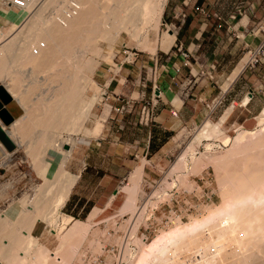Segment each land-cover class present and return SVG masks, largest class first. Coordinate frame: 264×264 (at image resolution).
Wrapping results in <instances>:
<instances>
[{
  "label": "bare ground",
  "instance_id": "bare-ground-1",
  "mask_svg": "<svg viewBox=\"0 0 264 264\" xmlns=\"http://www.w3.org/2000/svg\"><path fill=\"white\" fill-rule=\"evenodd\" d=\"M9 1L13 11L1 9L0 16L12 22V25L7 24L9 27L5 25L6 30L0 29V43L5 37L9 39L6 47L0 50H6L5 56L0 54V58L6 57L0 68L8 72L1 76L7 81L8 92L21 101L28 115L25 113L27 116L7 127L11 128L8 131L11 134L6 133L16 148L9 152L1 142L0 146L9 157L20 149L35 165L36 175L43 184L31 203L19 201L0 216V264H61L65 263L66 254L78 251L80 246L75 240L76 246L74 238L78 240L77 233L80 234L84 223L61 213L80 178L65 168L76 139L54 138V135L61 131L82 132L83 122L90 118L94 106L102 99L87 94L94 84L92 75L97 69L95 57L100 54L101 41L110 44L116 32L125 31L142 41L139 42L140 49L156 54L157 30L168 0ZM49 8H53L52 12ZM247 22L245 19L243 24ZM49 48L53 50V57ZM244 58L239 74L250 61V55L246 54ZM27 65L30 66L26 68L42 65L44 75L51 76L48 81L57 83L47 97L34 98L39 87L32 85L36 73L26 74L30 80L20 75L21 68ZM12 66H21L20 71L14 70L13 74ZM117 82V79H111L109 85ZM257 122L256 130H237L239 134L224 155L210 158L228 168L219 181L224 197L222 205L205 208L200 218L189 217L187 221H181L175 231L158 236L144 252L141 264H264V141L260 139L264 134V109L257 116ZM101 126L95 124L89 135L100 132ZM2 127L6 131L7 128ZM221 136L220 127L206 121L194 141ZM193 143L179 157L173 170H183L187 159L194 160ZM212 146L215 145L207 144L208 149ZM52 149L61 157L48 178L51 163L44 157ZM144 165L142 161L131 172V183L121 189L128 194L121 211L134 205ZM40 223L44 224L45 234L56 240L54 250L38 246L39 239L33 235V230Z\"/></svg>",
  "mask_w": 264,
  "mask_h": 264
},
{
  "label": "rangeland",
  "instance_id": "rangeland-1",
  "mask_svg": "<svg viewBox=\"0 0 264 264\" xmlns=\"http://www.w3.org/2000/svg\"><path fill=\"white\" fill-rule=\"evenodd\" d=\"M178 2L179 0H168L165 6L157 30L158 45L155 55L140 49L139 42L142 41L132 38L125 31L116 32V37L110 44L105 41L99 43L101 51L95 57L97 69L92 75L94 84L90 86L87 94L89 96L95 94L101 96L102 99L94 106L90 118L83 122L82 132L71 134L61 131L54 135V138L62 137L63 139L77 140H75L76 145L73 148L71 159L66 164V171L74 175H78L81 170L83 171L88 164L89 148L96 146V141L103 130L104 121L111 116L140 115L142 99L152 94V87L156 82L154 79H156L158 72V61H162L164 54L169 53L174 45L176 32L181 23L180 20H182V14L177 18L175 17L174 7ZM8 3L10 4L11 1L0 0V6H6L5 4ZM52 10L53 8H49V11L52 12ZM1 26L3 25L1 24ZM4 28L7 29V27ZM244 35L254 37V34L249 32ZM51 49L48 51L53 57V50ZM129 54H131L132 59H136L135 62L125 65L120 71L118 69L120 62L124 61ZM28 66L30 65L25 66L24 69L21 66H12L11 69L20 71L21 68L22 74L20 73V75L25 76L26 79L28 77V80L30 79L29 74L26 75L27 73H36V76L33 75L36 81L32 85L39 86L40 89L38 87L34 98L47 97V94L52 92L57 83L48 81L50 75H44L45 69H41L42 65L26 68ZM35 68L38 70L40 68L39 71H42H36ZM25 78L23 79L26 81ZM111 79H117L118 82L115 85H109ZM49 90L51 91L49 92ZM126 102L130 104L126 106L123 114L118 113L116 109L121 108ZM215 117H208L206 121L215 124L217 123ZM206 121L182 126L170 142L172 148L170 153L162 160L156 161L149 155L141 156L140 160H137L138 164L136 165L138 166L142 161L145 163L144 174L134 195L136 198H134V205L129 209L121 211L128 197V194L121 189L131 183L129 181L131 172L127 174L124 180H121L118 195L114 196V201L111 198V203L107 204L106 209L101 211L95 208L89 216L85 217L84 214H80V217H74L63 207L61 209L62 214L83 222L85 227L83 224L79 230L80 234L77 233L79 241L76 237L74 238V243L76 240L80 246L78 251L76 253L72 249H70L71 253L70 250L64 251L65 254L67 252L70 254L65 255V263L62 262L61 264H141L144 252L148 251L158 236L171 230L175 231L179 227L177 225L181 221H187L189 217L200 218L205 208L221 206L224 197L220 182L225 169L228 168H225L224 163L214 162L210 158H218L224 155L232 146L233 139L239 132L235 130V132L226 133L223 129L224 134L220 138L194 141L198 131ZM95 124L102 125L101 131L89 135V131L93 130ZM239 131L241 130L239 129ZM250 135L248 134V136ZM260 139L264 141V134ZM192 142H194L196 153L194 160L187 159L185 166L183 165L185 167L183 170L182 168L173 170V166L178 163L179 157ZM207 144H214L215 146L208 149ZM66 149L68 150L69 147ZM60 157V154L53 149L44 157L51 163V170L47 173L48 178H51L56 167L55 164L58 163ZM24 158L25 156L20 149L12 157H7L6 151L4 155H0V160L6 159L2 163L3 166L0 167V216L19 201L27 200V203H31L43 184L42 179L36 175L35 165L33 166L32 162ZM95 183L94 180L90 182L91 185ZM86 195L91 197L92 191L88 190ZM207 195H212L213 204L207 205ZM187 209L190 212L186 211ZM72 224L73 222L67 228H70ZM37 227L33 230V235L39 239L38 246H44L50 251L54 250L57 244L56 240L53 236L45 234L44 224L40 223ZM77 244L76 246H78Z\"/></svg>",
  "mask_w": 264,
  "mask_h": 264
},
{
  "label": "crops",
  "instance_id": "crops-1",
  "mask_svg": "<svg viewBox=\"0 0 264 264\" xmlns=\"http://www.w3.org/2000/svg\"><path fill=\"white\" fill-rule=\"evenodd\" d=\"M239 4L241 13L236 12ZM5 5L0 6V16L1 9L13 11L10 4ZM196 8L205 10L209 17H203ZM174 10L176 18L184 14L185 19L180 20L171 51L163 53L162 61H158L154 80L161 96L154 118L146 126L140 125V115L111 116L104 121L96 146L89 148L88 164L79 172L80 178L64 206L74 217L89 216L95 208L106 209L121 180L138 166L137 160L145 155L156 161L165 158L172 149L173 136L184 125L202 123L209 115L216 116V124L226 133L253 131L256 127L257 116L264 109V59L254 68L239 71L243 56L255 50L263 37L257 31L264 27V0H179ZM234 14L236 19L232 20ZM245 19L248 22L243 24ZM5 20L0 18V28L12 25L11 19ZM247 32L254 37L244 35ZM5 38L0 50L8 44ZM4 51L0 54L5 56ZM1 61L0 67L4 65ZM10 71L14 74L17 70ZM0 72L1 79L8 74L1 68ZM1 79L0 86H6V79ZM5 89L8 92L7 86ZM10 96L12 101L4 108L16 122L26 111L19 99ZM220 99L222 105L210 114L206 104ZM171 111H177L178 117L174 118ZM10 129H6L8 134ZM4 154L0 146V155ZM91 180L96 183L91 185ZM88 190L91 197L86 195Z\"/></svg>",
  "mask_w": 264,
  "mask_h": 264
},
{
  "label": "built area",
  "instance_id": "built-area-1",
  "mask_svg": "<svg viewBox=\"0 0 264 264\" xmlns=\"http://www.w3.org/2000/svg\"><path fill=\"white\" fill-rule=\"evenodd\" d=\"M20 4V3H18ZM242 4H239V6H237L236 8V12L238 13H241L242 10ZM196 11L199 12L203 17H209L208 13L203 10V9H199V8H196ZM182 19L184 20L185 19V15L182 14ZM216 18H218V16H215ZM231 19L234 20L236 19V15L234 14L233 16H231ZM258 33H262L263 34V37L262 39L260 40L259 42V45L258 47L255 49V50H249L246 54H249L250 55V61L246 64L245 68H254L256 66H258L259 64L262 63V60L264 59V27L263 26H260L258 28ZM185 59H187V54H183ZM131 54H129L125 59L124 61H121L120 62V65H119V70L121 71L123 69V67L127 64H132L135 62L136 59H132V56ZM136 56V54H135ZM130 57V58H129ZM186 64H188V61L186 60ZM160 90L159 88L157 87L156 85V82L155 84L153 85L152 87V94L148 97H144L142 99V106H141V113H140V125H148L150 122H152L153 118H154V115H155V108L160 100ZM130 103L129 102H126V104L122 105L121 108L119 109H116V111L120 114H123V112L125 111L126 109V106L129 105ZM222 105V101L221 99L216 101V102H212V103H209V104H206V108L208 110V112L211 114L213 113L218 107H220ZM171 115L174 117V118H177L178 117V112L177 111H171ZM209 117V115H208ZM206 200H207V205H210V204H213V198H212V195L210 196H206ZM186 211L190 212L189 209H187ZM181 218V217H180Z\"/></svg>",
  "mask_w": 264,
  "mask_h": 264
},
{
  "label": "water",
  "instance_id": "water-1",
  "mask_svg": "<svg viewBox=\"0 0 264 264\" xmlns=\"http://www.w3.org/2000/svg\"><path fill=\"white\" fill-rule=\"evenodd\" d=\"M12 101V97L6 91L3 86H0V121L4 127H9L13 122V118L8 114L6 109L4 108ZM0 142L4 146V148L11 152L16 148V145L12 140L8 137L4 128L0 125ZM118 192L115 193V196Z\"/></svg>",
  "mask_w": 264,
  "mask_h": 264
},
{
  "label": "trees",
  "instance_id": "trees-1",
  "mask_svg": "<svg viewBox=\"0 0 264 264\" xmlns=\"http://www.w3.org/2000/svg\"><path fill=\"white\" fill-rule=\"evenodd\" d=\"M86 217V216H85Z\"/></svg>",
  "mask_w": 264,
  "mask_h": 264
}]
</instances>
